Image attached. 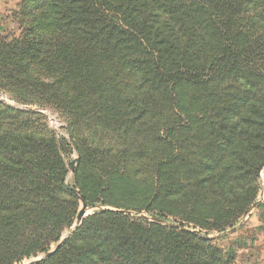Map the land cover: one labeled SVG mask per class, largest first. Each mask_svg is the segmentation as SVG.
I'll list each match as a JSON object with an SVG mask.
<instances>
[{
  "label": "trees",
  "instance_id": "16d2710c",
  "mask_svg": "<svg viewBox=\"0 0 264 264\" xmlns=\"http://www.w3.org/2000/svg\"><path fill=\"white\" fill-rule=\"evenodd\" d=\"M16 14L23 29L0 51V89L37 93L68 118L79 192L50 131L0 103V264L48 251L79 197L117 210L89 215L34 264H232L233 250L184 221L226 230L256 200L264 0H25ZM104 146L113 169L98 160ZM133 200L173 205L155 213L162 220L177 204L192 216L166 225L127 213Z\"/></svg>",
  "mask_w": 264,
  "mask_h": 264
},
{
  "label": "rangeland",
  "instance_id": "374dc122",
  "mask_svg": "<svg viewBox=\"0 0 264 264\" xmlns=\"http://www.w3.org/2000/svg\"><path fill=\"white\" fill-rule=\"evenodd\" d=\"M25 0H0V51H4L6 48L4 47L5 43L11 42L15 37H19L22 33V26L17 19V11H19L21 4ZM40 75L44 73L43 79L47 82L53 81L48 74L43 72L41 69ZM229 79L227 83H230ZM0 81H3L0 78ZM6 82V80H4ZM233 83V81H231ZM6 93L10 96V98L15 102L14 104H6L13 107L16 110L29 111L31 112L32 119H39L40 122H36V125L41 124V128L46 131H50L52 136L55 137L59 146L62 150V156L64 162L66 164V169L68 170L66 183L69 187H75V191L78 193L79 188L76 187V175L75 170L78 167L79 159H80V151L78 149L77 144L74 141V136L72 134V129L69 124L68 118L63 114V112L57 108L54 104L49 102L47 98H42L40 95L35 93L34 97H26L25 99H18L14 94H21V90L14 89L5 90ZM100 137V136H98ZM109 141L112 144H115V140L111 136H107ZM78 139V138H77ZM122 142V141H121ZM92 145V144H90ZM113 148L115 146H112ZM109 150V146H104L102 148V155L98 156V160H104L108 166V169H113L112 166H116L117 162L116 157L106 155L105 152ZM114 154V151L111 155ZM114 163V164H113ZM131 172L138 173V177H145L146 169L145 167H138L135 164H129ZM138 168V169H137ZM102 173V172H101ZM103 175V174H101ZM96 179V176L94 177ZM258 192L256 196V200L252 204L250 210L246 215L240 217L237 223L234 226L227 227L226 230H210L207 227H201L196 222H188L184 221L186 225L189 226L190 229H193L199 234L208 235L213 238L220 247L225 251L233 250L235 255V260L232 264H264V168L258 172ZM90 182H94L93 176L89 178ZM90 185H93L92 183ZM115 192H112L114 196ZM79 207L78 211L83 208L84 202L79 197ZM123 201V200H121ZM135 200L126 203L125 206L129 209L127 213H131L137 216H143L152 221H158L163 224H172L178 225V221H182V218H185L188 215L192 216V212L190 206H182L178 205V207L174 206L173 210L179 211L173 214H168L167 220L159 219L155 216V213L159 211L160 208H166L167 210L171 209L173 205H156L155 208L147 209V206H140L136 204ZM190 204V202H189ZM106 209H115L113 206L103 205L98 203L92 207H88L84 214H82L79 221L73 222L71 225L67 226L61 235V239L57 243H53L50 246V250H54L57 246L62 242L70 238V236L76 231V229L81 225L82 221L100 210ZM124 209V208H123ZM124 211L122 209H118ZM76 213V215H77ZM188 214V215H187ZM75 215V216H76ZM74 216V218H75ZM194 218H204L201 215H196ZM39 252L36 256H32L29 258H24L20 262H15L14 264H27L35 259H40L44 257L46 252ZM45 259V258H44Z\"/></svg>",
  "mask_w": 264,
  "mask_h": 264
},
{
  "label": "water",
  "instance_id": "95a60500",
  "mask_svg": "<svg viewBox=\"0 0 264 264\" xmlns=\"http://www.w3.org/2000/svg\"><path fill=\"white\" fill-rule=\"evenodd\" d=\"M72 189H74V190H76L74 187H72ZM86 209H87V205L84 203V206H83V208L82 209H80L79 210V212L77 213V215L75 216V218H74V220L75 221H79L80 220V218H81V216H82V214H84V212L86 211ZM65 241H62L58 246H57V248L56 249H54V250H50V251H48V252H46V254L44 255V257H42V258H40V259H35V260H33V261H31V262H29V263H27V264H34V263H37V262H39V261H41L42 259H44V258H48V257H50L63 243H64Z\"/></svg>",
  "mask_w": 264,
  "mask_h": 264
},
{
  "label": "built area",
  "instance_id": "2783aa9c",
  "mask_svg": "<svg viewBox=\"0 0 264 264\" xmlns=\"http://www.w3.org/2000/svg\"><path fill=\"white\" fill-rule=\"evenodd\" d=\"M0 103L14 104L15 102L10 98V96L5 91L0 89Z\"/></svg>",
  "mask_w": 264,
  "mask_h": 264
}]
</instances>
